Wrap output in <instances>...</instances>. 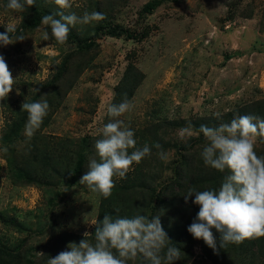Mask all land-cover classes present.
I'll return each instance as SVG.
<instances>
[{
	"label": "rangeland",
	"instance_id": "374dc122",
	"mask_svg": "<svg viewBox=\"0 0 264 264\" xmlns=\"http://www.w3.org/2000/svg\"><path fill=\"white\" fill-rule=\"evenodd\" d=\"M6 3L0 0V33L12 22L17 31L10 34L26 39L0 46L15 79L0 101V264H47L70 250L69 243H79L85 231L92 240L91 222L114 208L121 210L113 218H161L158 194L180 210L186 203L170 195L179 189L173 183L180 178V164L213 170L200 155L208 143L200 126L217 127L238 115L264 118V0H72L65 14L99 11L106 19L78 24L70 33L89 40L103 30L121 32L120 37L102 34L85 49L69 39L63 45L43 40L50 27L32 20L60 11L53 3L36 0L19 13L6 10ZM63 63L69 67L60 68ZM135 75L138 79L131 80ZM125 94L134 108L119 119L134 130L137 147L148 144L152 151L125 179L114 178L112 194L104 199L79 180L88 162L99 159L94 144L109 122L107 106ZM40 99L50 110L29 140L21 105ZM189 126L193 135L181 140L179 130ZM157 142L168 163L159 159ZM262 148L257 142L255 151ZM190 219L183 212L179 225L193 243L172 264H216L214 251L207 253L187 231ZM129 264L144 261L137 257Z\"/></svg>",
	"mask_w": 264,
	"mask_h": 264
},
{
	"label": "clouds",
	"instance_id": "9594fccd",
	"mask_svg": "<svg viewBox=\"0 0 264 264\" xmlns=\"http://www.w3.org/2000/svg\"><path fill=\"white\" fill-rule=\"evenodd\" d=\"M53 3L60 11L41 17V23L50 27L45 30L43 40H54L63 45L68 41L71 29L76 25H90L106 19L99 11H84L82 16L75 12L65 14L72 8V0H45ZM36 0H7L6 10L23 12L33 6ZM59 17V18H57ZM6 31L0 33V46H8L17 41H24L23 34L16 33L17 25L8 22ZM14 78L5 57L0 54V101L7 99L14 86ZM134 104L125 98L118 104H109L106 115L110 118L98 131L101 137L94 147L99 158L88 162V171L80 177L79 183L107 199L115 187L114 178L125 179L132 165L139 164L151 155L152 148L145 144L137 147L135 132L119 119L133 110ZM50 105L46 99L34 102L26 100L21 111L27 113L24 135L31 139L40 129L48 115ZM220 113H215L217 118ZM208 143L200 155L206 167L220 172L227 170L218 190H197L189 188L184 195L185 203L193 196L192 203L199 206L187 231L194 239H202L214 252H218L217 239L213 233H219V246L240 244L245 239L264 237V155L255 151L257 142L264 143V118L254 115H238L228 123L217 127L201 125ZM179 138L185 140L193 135L192 128L179 130ZM159 159L169 162V155L157 142L153 145ZM129 149H132L129 152ZM3 151H7L4 148ZM115 211H119L116 209ZM95 226L94 238L86 239L90 232L85 231L79 243L68 244L70 250L59 252L51 257L47 264H129L141 257L144 264H172L181 259V250L170 244V238L164 230L160 215L149 218L143 214L131 217L105 214L102 220L91 222Z\"/></svg>",
	"mask_w": 264,
	"mask_h": 264
},
{
	"label": "trees",
	"instance_id": "16d2710c",
	"mask_svg": "<svg viewBox=\"0 0 264 264\" xmlns=\"http://www.w3.org/2000/svg\"><path fill=\"white\" fill-rule=\"evenodd\" d=\"M150 7L151 5L149 4L148 8ZM41 17L42 16L39 15L33 18L32 24L37 25L41 21ZM102 34H110L111 36L115 37L121 36V32L103 30L101 33H96V36L90 38L89 40H81L78 36L72 33H69L68 39L72 42L77 43L80 48L85 49L91 47L94 39L100 37ZM9 35L12 36L11 34ZM128 37H134V35L128 34ZM63 67L67 69L69 67V64L67 63V65H65L63 63V66H61L60 68ZM128 69L132 71L133 67H129ZM130 72L128 71V77L124 79V82L130 79ZM61 74V72L58 73V77ZM138 76L139 75H135L131 80H137ZM55 81L54 83H57V80ZM55 85L56 84H53L52 87ZM256 151L260 153L258 155H264V148L257 149ZM180 166L182 167L180 178L176 179V181L173 183L179 186L178 192L176 194H173L171 192L170 195L171 197H173L174 195L178 196L181 203L185 202L184 195L189 188H196L197 190H218L225 176L228 175L227 170L225 172H220L215 169H213L212 171H208L200 168L198 169L199 172L197 170L194 171L185 161L182 162ZM185 166H188V172L184 170ZM78 167L79 168L75 169L76 171H79L78 169H80V166ZM73 174L74 173H72L71 175L73 176ZM38 180L39 179L36 180V183L38 182ZM170 186L172 187V185ZM156 198L158 204H156L155 208L156 210L160 209L161 212H163V216H161L160 220L164 230L167 232L168 237L171 240L170 244L179 248L181 250V255H187L189 253L188 247H190L193 242L189 240L190 238L188 240H185V230L183 229V225H179V223L182 219L183 212H189L191 214L190 221L192 223L194 217L196 216V213L199 211V206L192 203L194 194L189 198L186 204H182L180 210H178L180 206H178V204H173L171 198L164 199L162 198L161 194H158ZM116 209L117 208H114V211L112 210L110 212L111 215L117 212L115 211ZM120 210L121 209H119V211ZM212 231L217 239L218 252H214V255L212 254V259L216 264H232L234 260L236 261L233 264H264V237L245 239L240 244H228L226 247L221 248L219 246V233L215 229H213ZM198 240L202 244V248L207 253L213 251V249L209 248L202 239ZM260 259L261 262L258 263V260ZM230 260L233 261L231 262Z\"/></svg>",
	"mask_w": 264,
	"mask_h": 264
}]
</instances>
